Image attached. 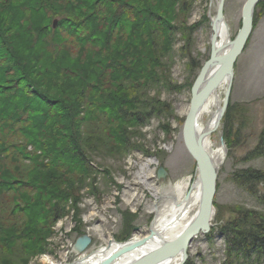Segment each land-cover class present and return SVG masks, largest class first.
<instances>
[{"label":"trees","instance_id":"1","mask_svg":"<svg viewBox=\"0 0 264 264\" xmlns=\"http://www.w3.org/2000/svg\"><path fill=\"white\" fill-rule=\"evenodd\" d=\"M193 3L0 0V264L47 251L53 225L78 207L81 191L94 197L96 175L109 176L99 170L103 156L153 155L156 130L170 138L165 119H181L160 89L189 90L202 64L191 54ZM177 41L187 57L184 84L169 79ZM236 106L226 109L227 126ZM152 120L153 149L143 131ZM248 153L264 157V126ZM231 176L256 208H237L205 236H221L219 264H264V171Z\"/></svg>","mask_w":264,"mask_h":264},{"label":"rangeland","instance_id":"2","mask_svg":"<svg viewBox=\"0 0 264 264\" xmlns=\"http://www.w3.org/2000/svg\"><path fill=\"white\" fill-rule=\"evenodd\" d=\"M244 1L225 0L224 2L222 11L231 36H234L240 27V9ZM193 2L194 9L188 19V23L193 26V31L190 33V38L193 39L191 54L196 59L202 60L203 64L209 58V43L212 35L208 17L210 1L193 0ZM255 19L256 24L247 44L233 65V79L228 99L229 104H238L235 115L232 116L229 126L224 121L225 114L221 119L220 136L226 145V158L217 175L213 198L215 215L210 228L213 230L221 223L227 222L237 208H256L253 198L234 183L231 175L246 168L264 171V157L246 158L264 126V5L261 6ZM180 42L182 41H177L174 45L172 56L174 62L169 79L173 83L184 84L189 73L186 66L187 57L179 50ZM160 91H162L160 99L171 102L174 115L181 119L178 123L170 117L165 119L175 129L171 132L170 138L156 130L157 140L153 155L146 156L135 151L122 157L103 156V159L98 160L103 165H99V170L107 169L109 176L102 171L96 175L97 194L93 197L85 194L86 189L82 190L78 207L69 210L53 225L51 235L47 237L45 246L47 251L30 256L26 264H48L41 260L44 256L53 257L58 261L63 260L62 256H64L67 260L72 254L74 255L72 249L74 242L84 235L90 238L88 249L102 244V237L117 239L121 232L126 230L129 237L144 235L155 215L150 209V204L157 200L150 186L151 183L155 189H159L160 186L173 182L180 174L186 177L194 174V160L183 145L181 134L186 113L184 109L189 103L190 90L173 92L161 88ZM157 121L152 120L150 125L143 129L151 148L154 147L153 132L158 125ZM237 133L239 136L236 137L235 144L227 143L228 139L234 140V135ZM217 136L218 133L216 140ZM160 166L166 171L164 180L156 178ZM139 176H145L147 182H141ZM213 236L209 240L205 235L195 237L190 242L187 250L188 258L185 261L191 260L193 264L221 263L223 242L218 232L216 237L215 233Z\"/></svg>","mask_w":264,"mask_h":264},{"label":"bare ground","instance_id":"3","mask_svg":"<svg viewBox=\"0 0 264 264\" xmlns=\"http://www.w3.org/2000/svg\"><path fill=\"white\" fill-rule=\"evenodd\" d=\"M209 1V21L213 27L211 34L214 36L211 45L214 53L219 55L230 48L233 36H231L229 25L225 21L224 13L221 17L217 16L216 10L219 1ZM214 70V68H210L208 74L214 72ZM229 79V76L224 78L201 105L195 122L196 133L201 136V144H203L211 162L220 169L226 158V145L220 142L221 108ZM184 111H186V108ZM144 177L139 176V179H142L141 182H147ZM199 182V177L194 172L191 177L180 174L175 177L173 182L162 185L159 189H155L151 183L150 186L154 190L157 200L150 204V209L155 212V215L150 221L148 230L143 233L144 235L130 236L126 240L102 237V244L89 249L88 245L84 251L74 252V255L72 254V257L67 260L64 256H62L64 259L61 261L47 256H44L41 260L48 264H130L141 255L158 249L162 243L179 236L183 229L191 223L198 213L197 209L200 203L201 188ZM130 243L135 244L133 249L119 255L117 259L111 262L109 257H112L120 246L129 245ZM181 257L180 253H176L173 257L164 259L163 264H177L180 262Z\"/></svg>","mask_w":264,"mask_h":264},{"label":"water","instance_id":"4","mask_svg":"<svg viewBox=\"0 0 264 264\" xmlns=\"http://www.w3.org/2000/svg\"><path fill=\"white\" fill-rule=\"evenodd\" d=\"M217 6V16L221 17L223 15V6L225 0H218ZM264 0H245L241 6L240 14V27L234 35L230 48L219 55H216L212 49V42L214 36L211 35L210 45L211 49L209 52V58L203 62L200 66L195 80L190 86V96L189 103L186 108V113L183 118V124L181 128V134L183 139V145L194 160L195 173L199 177V183L201 188L200 203L198 206V213L195 218L191 221L188 226H186L181 234L171 241L162 243L161 247L147 254L141 255L136 258L130 264H163L164 259L173 257L174 254L180 253L182 255L181 260L177 264H183L188 258L187 250L190 246V242L198 235H205L210 230L213 218L215 215V210L213 206L214 194L216 192L217 175L220 167L216 166L211 162L209 156L207 155L203 144H201V136L196 133V118L199 112V108L210 96V94L215 90V88L220 84V82L226 78L230 77L227 91L223 97L222 104V116L226 112V108L229 104V94L230 86L232 83V75L234 72V63L241 55V52L245 48L246 42L248 41L251 31L253 29V14L255 12V7ZM209 17V13H208ZM57 19L52 22V28L55 26ZM211 31L213 30L212 23L210 22ZM210 68H214V72L209 73ZM220 142L223 144L222 138L220 137ZM225 144V143H224ZM166 176V171L161 166L158 167L157 179H163ZM90 242V238L86 235L79 237L72 246L73 253H80L85 250ZM135 244L122 245L116 251L111 259V262L117 257L130 249H133Z\"/></svg>","mask_w":264,"mask_h":264}]
</instances>
